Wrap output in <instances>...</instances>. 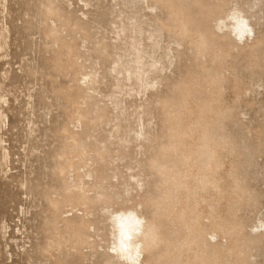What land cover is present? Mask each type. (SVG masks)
<instances>
[{
  "label": "rangeland",
  "instance_id": "374dc122",
  "mask_svg": "<svg viewBox=\"0 0 264 264\" xmlns=\"http://www.w3.org/2000/svg\"><path fill=\"white\" fill-rule=\"evenodd\" d=\"M120 206L264 264V0H0V264H109Z\"/></svg>",
  "mask_w": 264,
  "mask_h": 264
},
{
  "label": "clouds",
  "instance_id": "9594fccd",
  "mask_svg": "<svg viewBox=\"0 0 264 264\" xmlns=\"http://www.w3.org/2000/svg\"><path fill=\"white\" fill-rule=\"evenodd\" d=\"M232 27L241 35L247 30L246 21L236 18ZM114 226L112 251L118 253L126 264H139L141 244L138 237L142 229V219L134 211L114 213L111 217Z\"/></svg>",
  "mask_w": 264,
  "mask_h": 264
},
{
  "label": "bare ground",
  "instance_id": "6f19581e",
  "mask_svg": "<svg viewBox=\"0 0 264 264\" xmlns=\"http://www.w3.org/2000/svg\"><path fill=\"white\" fill-rule=\"evenodd\" d=\"M238 17L233 16L232 22L234 19H236ZM241 18V17H239ZM244 19V18H243ZM245 20V19H244ZM246 21V20H245ZM232 22H231V27H232ZM247 24V22H246ZM233 30H236L234 27H232ZM249 28H248V24H247V30L245 32H249ZM244 32V33H245ZM237 34L239 36H241V34L239 32H237ZM134 211L136 213V215L142 219V221L144 220V217L141 213H139L137 210H135L134 208H129V207H125V206H120L117 209H111L109 208V217L111 220V217L114 213H118V212H127V211ZM111 225H112V231L111 236H112V240H111V246L109 247V251H107V255H108V263L109 264H126V262L124 260L121 259L120 255L114 251H112V245H113V233H114V226H113V222L111 220ZM154 235L152 231H150L148 233V226L146 225V223H142V229H141V233L138 237V241L141 244V251H140V257H139V264H153L154 262V258L153 256H151L149 259L144 256V250L146 249L145 247L150 244V240H151V236ZM153 237V236H152Z\"/></svg>",
  "mask_w": 264,
  "mask_h": 264
}]
</instances>
